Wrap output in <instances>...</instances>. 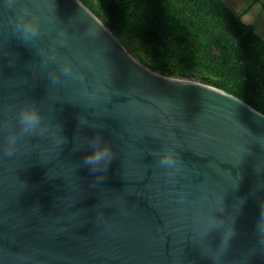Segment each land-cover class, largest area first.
Returning <instances> with one entry per match:
<instances>
[{
    "label": "water",
    "instance_id": "95a60500",
    "mask_svg": "<svg viewBox=\"0 0 264 264\" xmlns=\"http://www.w3.org/2000/svg\"><path fill=\"white\" fill-rule=\"evenodd\" d=\"M0 264H264V114L145 67L80 0H0Z\"/></svg>",
    "mask_w": 264,
    "mask_h": 264
},
{
    "label": "trees",
    "instance_id": "16d2710c",
    "mask_svg": "<svg viewBox=\"0 0 264 264\" xmlns=\"http://www.w3.org/2000/svg\"><path fill=\"white\" fill-rule=\"evenodd\" d=\"M97 2L100 20L118 39H138L158 54L157 48L222 75L234 74L239 90L221 88L264 114V41L223 0Z\"/></svg>",
    "mask_w": 264,
    "mask_h": 264
},
{
    "label": "rangeland",
    "instance_id": "374dc122",
    "mask_svg": "<svg viewBox=\"0 0 264 264\" xmlns=\"http://www.w3.org/2000/svg\"><path fill=\"white\" fill-rule=\"evenodd\" d=\"M80 1L84 2L96 16H99V19L104 20L97 0ZM119 40L132 57L145 67L159 74L184 77L214 87L220 86V88H217L222 90L224 89L221 86L230 88L233 91H237L240 88L238 80L232 73L222 75L199 64L177 58L173 55L169 56L165 51H159L157 48L158 54L156 48L151 43H144L138 39L120 37ZM230 94L234 95L231 92Z\"/></svg>",
    "mask_w": 264,
    "mask_h": 264
},
{
    "label": "clouds",
    "instance_id": "9594fccd",
    "mask_svg": "<svg viewBox=\"0 0 264 264\" xmlns=\"http://www.w3.org/2000/svg\"><path fill=\"white\" fill-rule=\"evenodd\" d=\"M17 29L25 39L35 37L39 33V21L35 18L21 17L17 23ZM16 120L20 130L24 133L36 130L42 122L39 109L31 104L23 105L16 114ZM15 143V136L9 137L8 148ZM111 145L104 141L100 135H96L89 143V149L84 156L83 163L93 171L107 168L113 159ZM175 162V154L171 150H165L161 154L160 164L170 166Z\"/></svg>",
    "mask_w": 264,
    "mask_h": 264
},
{
    "label": "crops",
    "instance_id": "0c3cea01",
    "mask_svg": "<svg viewBox=\"0 0 264 264\" xmlns=\"http://www.w3.org/2000/svg\"><path fill=\"white\" fill-rule=\"evenodd\" d=\"M264 41V0H223Z\"/></svg>",
    "mask_w": 264,
    "mask_h": 264
}]
</instances>
